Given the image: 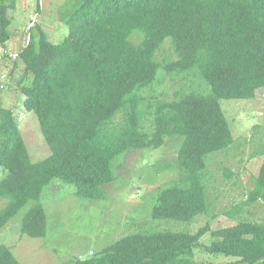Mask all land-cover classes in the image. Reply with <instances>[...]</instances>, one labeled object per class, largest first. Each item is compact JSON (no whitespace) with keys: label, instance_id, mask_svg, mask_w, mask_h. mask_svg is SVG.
Returning <instances> with one entry per match:
<instances>
[{"label":"trees","instance_id":"1","mask_svg":"<svg viewBox=\"0 0 264 264\" xmlns=\"http://www.w3.org/2000/svg\"><path fill=\"white\" fill-rule=\"evenodd\" d=\"M16 6L17 0H0V57L13 62L11 74H0V97L3 80L19 71L24 109L38 117L51 155L32 162L15 111L0 101V199L8 200L0 231L30 206L21 234L45 238L43 201L55 182L74 187L81 200H106L118 159L156 150L168 138L181 139L171 165L178 177L157 190L153 219L188 223L207 214L209 161L234 144L221 101L253 100L264 88V0L68 2L61 8L68 36L54 43L39 30L12 58L9 11ZM167 39L177 60L166 65L157 56ZM162 70L193 71L201 84L186 83L172 99L153 103L143 92ZM248 198L247 204L264 199V160ZM207 232L208 226L132 234L67 264H193L196 250L264 264L263 222L219 228L204 245ZM0 264L23 263L0 243Z\"/></svg>","mask_w":264,"mask_h":264},{"label":"rangeland","instance_id":"2","mask_svg":"<svg viewBox=\"0 0 264 264\" xmlns=\"http://www.w3.org/2000/svg\"><path fill=\"white\" fill-rule=\"evenodd\" d=\"M78 0H17L16 9L9 11L12 19L8 43L10 57H16L30 37L44 31L51 42L60 43L69 34L62 20L61 8ZM158 60L171 64L177 60L171 39H167L158 53ZM0 57V74L12 71L13 62ZM3 80L6 89L0 101L15 111V118L37 163L51 155L36 114L24 109V96L19 90L21 73L15 71ZM186 83L199 87L201 81L191 71L176 76L163 71L158 81L143 96L153 103L172 99ZM152 96V98H149ZM221 106L230 124L234 144L224 153L209 161L207 214L198 215L192 222L154 220L153 207L157 204V190L178 177L171 168L177 158L181 139L168 138L164 146L153 150H133L118 160L117 179L107 190L103 201L81 200L74 196V187L57 181L46 191L44 206L47 214V236L31 238L21 234V223L30 206L0 231V243L10 246L23 264H67L75 259L86 260L121 238L137 233L183 231L195 233L208 226L202 244H210L212 231L236 225L241 220L264 223V199L247 204L264 160V88L253 100H222ZM2 176V175H1ZM5 175L3 174V177ZM2 177V178H3ZM0 199V211L7 203ZM193 264H238L237 259L210 255L197 251Z\"/></svg>","mask_w":264,"mask_h":264},{"label":"built area","instance_id":"3","mask_svg":"<svg viewBox=\"0 0 264 264\" xmlns=\"http://www.w3.org/2000/svg\"><path fill=\"white\" fill-rule=\"evenodd\" d=\"M2 79H6V77L3 76ZM1 89H4V86L3 85L1 86Z\"/></svg>","mask_w":264,"mask_h":264},{"label":"crops","instance_id":"4","mask_svg":"<svg viewBox=\"0 0 264 264\" xmlns=\"http://www.w3.org/2000/svg\"><path fill=\"white\" fill-rule=\"evenodd\" d=\"M29 154L31 155L30 151H29ZM31 158H32V156H31Z\"/></svg>","mask_w":264,"mask_h":264}]
</instances>
